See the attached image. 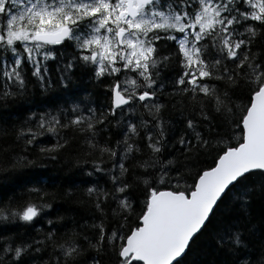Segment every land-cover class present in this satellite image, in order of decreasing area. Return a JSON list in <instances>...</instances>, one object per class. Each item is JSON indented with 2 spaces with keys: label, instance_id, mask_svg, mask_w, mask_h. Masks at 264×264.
<instances>
[{
  "label": "snow or ice",
  "instance_id": "obj_1",
  "mask_svg": "<svg viewBox=\"0 0 264 264\" xmlns=\"http://www.w3.org/2000/svg\"><path fill=\"white\" fill-rule=\"evenodd\" d=\"M0 264H264V0H0Z\"/></svg>",
  "mask_w": 264,
  "mask_h": 264
},
{
  "label": "trees",
  "instance_id": "obj_2",
  "mask_svg": "<svg viewBox=\"0 0 264 264\" xmlns=\"http://www.w3.org/2000/svg\"><path fill=\"white\" fill-rule=\"evenodd\" d=\"M79 87L81 89V95L91 94L93 96V98L96 100L97 106H99L100 103L103 102L104 97L100 94V90L98 88L94 87L92 84L88 83L86 78L79 81ZM167 115H169V117L173 120H179L178 115H176L175 113H169ZM40 139L42 142H45V143H51L52 142L50 138L41 137ZM208 162L209 163L211 162L210 158L208 159ZM45 174L46 175H57V174L65 175V174H68V172H67V170L58 172L57 168H53V167L49 166V170ZM65 187H67V185H65ZM89 222H91V221L89 220ZM203 243H204V241L200 242L201 245H203Z\"/></svg>",
  "mask_w": 264,
  "mask_h": 264
}]
</instances>
